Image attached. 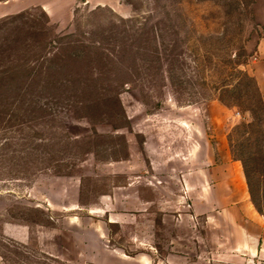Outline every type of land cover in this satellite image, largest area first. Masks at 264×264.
I'll return each instance as SVG.
<instances>
[{
    "label": "rangeland",
    "instance_id": "rangeland-1",
    "mask_svg": "<svg viewBox=\"0 0 264 264\" xmlns=\"http://www.w3.org/2000/svg\"><path fill=\"white\" fill-rule=\"evenodd\" d=\"M253 1L0 0V264L199 252L229 157L264 215Z\"/></svg>",
    "mask_w": 264,
    "mask_h": 264
},
{
    "label": "crops",
    "instance_id": "crops-1",
    "mask_svg": "<svg viewBox=\"0 0 264 264\" xmlns=\"http://www.w3.org/2000/svg\"><path fill=\"white\" fill-rule=\"evenodd\" d=\"M253 7L263 35L256 44L248 73L264 92V0H254ZM223 163L231 168L232 175L200 177L202 206L195 215L181 213L183 219L177 223L190 227L191 218L198 223L202 221L203 228H214L210 230L214 233L211 242L200 241L199 252H194L187 244L173 247L170 264H264V215L252 202L240 161L229 157ZM214 196L222 200L221 205L212 201Z\"/></svg>",
    "mask_w": 264,
    "mask_h": 264
},
{
    "label": "trees",
    "instance_id": "trees-1",
    "mask_svg": "<svg viewBox=\"0 0 264 264\" xmlns=\"http://www.w3.org/2000/svg\"><path fill=\"white\" fill-rule=\"evenodd\" d=\"M245 175H246V179H247V182H248V187H249V190H250V194H251V197H252V201L253 203L255 204V201L253 200V196H252V192H251V187H250V182H249V179H248V175H247V171H245ZM257 207V206H256ZM259 211V209H258ZM260 212V211H259ZM261 213V212H260ZM262 214V213H261Z\"/></svg>",
    "mask_w": 264,
    "mask_h": 264
}]
</instances>
